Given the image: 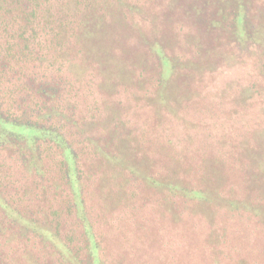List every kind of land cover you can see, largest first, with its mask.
Instances as JSON below:
<instances>
[{"label": "rangeland", "instance_id": "rangeland-1", "mask_svg": "<svg viewBox=\"0 0 264 264\" xmlns=\"http://www.w3.org/2000/svg\"><path fill=\"white\" fill-rule=\"evenodd\" d=\"M133 1L146 6L149 3L154 5L152 8L157 14V22L164 32L157 38L162 55L174 59L177 64L176 73H179L176 80L182 81V76L186 81L184 85L192 86V90L183 93L185 86L182 83L180 87L171 85L168 89L165 81L171 77V73H166L167 66L165 67L163 61L160 64L165 69L164 82L162 81L161 86L158 81L156 87L152 85L151 80H156L158 73V69L153 66V59L150 65L143 67V77L138 81H131L135 71L132 66L134 54L139 52L138 55L142 56L144 46L140 44L138 33L131 34L127 31L123 36V15L128 17L129 13L126 14V7L123 12L119 11L111 22L120 33L119 46L116 42H106L108 48H105L109 55L127 60L129 64L124 61L125 67H129L130 71L121 68L116 78L107 74L108 76L99 78L97 86L92 84L93 80L88 74L84 76L85 85L78 86L77 111L70 122L73 129L69 134L79 157L77 166L72 170L74 182L79 177L76 185L80 194L76 197L75 204L78 209L87 212L86 216L95 234H101L99 239L102 241V264H264V223L259 222L256 229L247 227L238 232L231 229L234 235L222 238L221 229H218L219 241L212 243L208 233L229 221L225 214L213 222V212H210L212 209L207 205L208 210L205 213L210 221L204 214L194 212L198 215H192L188 205L187 213L177 209L183 195L179 193L172 196L174 191H170V188L180 178V186L191 185L187 184L190 180L186 167H172V162L169 164L167 157L162 155L164 147H161L162 156L155 155L160 147H154L153 143L162 141L165 149L172 151L173 145L165 144L167 140L172 139L179 143L177 139L188 138L176 132V129L183 131L180 122L176 120L178 116L170 114L167 124L162 126L167 127L168 133L173 134L169 133L157 141L148 140L155 127H159L157 111H167L172 105V109H179L180 114V106L183 107L185 103L193 117L188 115L189 118L224 122L230 131L235 124H248V132L240 140L246 142L256 132L254 139L263 142L264 104L259 103L257 96L264 98V41L257 37L256 43L260 46L254 48L251 44L254 37L248 38L240 31L242 37L233 36L236 40L237 37L241 38V50L227 51L222 41L231 39L224 28L230 22L227 15L230 9L225 3H218V8L197 4L192 6L193 13L186 14L187 8H183V0ZM193 14L200 23L195 21ZM251 18L252 12L248 11L249 25L252 23L255 26ZM96 22L98 21L92 19L88 23V29L86 26V31H91L94 26L101 30V26L110 21L98 22V25ZM168 25L171 29L166 34L165 27ZM255 29L263 32L264 24L260 21ZM109 30L112 29L109 27ZM170 38L179 40L177 46L172 41L168 42ZM82 39L92 49L90 42H93V36L87 33ZM207 53L210 55L204 61L208 58L211 60L212 54V66L209 62L199 65L198 61ZM254 54L257 56L252 57ZM193 74L198 77L192 76ZM201 78L207 82V87L203 90L197 86ZM113 79L117 82L116 86L112 85ZM259 85H262L261 89ZM257 90H261L259 95ZM59 93L56 92L58 95ZM48 96L44 93L39 99H48ZM129 96L140 101L136 117L132 120L130 108L125 104V101L129 103ZM93 98L101 102L96 117L88 114L90 108L87 104ZM18 105V102H14L12 111L17 112ZM0 126L4 125L0 123ZM199 131L200 139L207 144H215L212 141L213 136L215 141L222 140L219 137L221 130L213 125L202 126ZM228 135L234 138L231 133ZM141 137L145 138V145ZM233 149L229 148L226 152L232 155L229 167H238L239 171L235 172L238 173L235 176L232 174L229 177L235 181V186H243V183L240 184L244 177L243 171L245 167H252V161L250 156L242 158L245 148L238 151V154ZM56 150L54 146L47 148L41 141L33 140L29 134L0 135V264H89V259L92 260L93 253L90 252L89 256L90 246L87 249L82 225L75 220V216L66 212L60 217L46 214L49 212V204L54 200L63 204L64 200L69 199V188L60 179L61 166L57 164L59 159ZM219 153L223 152L217 148L215 154ZM254 159L256 164L253 167H264V157ZM46 167H50L51 172L43 177V172L38 170ZM189 175L191 182H194L192 175ZM48 178L51 180L47 181ZM52 182L58 185V189H52L47 197L46 188ZM98 182L105 189L115 190V187H120L123 192H128V189L135 190V194L126 195L121 191V195L114 193L104 196L108 197L101 199L104 210L98 212ZM89 184H92L91 190ZM40 185L45 187L44 191L37 189ZM22 194H25L22 201H16ZM62 204L61 211L65 207ZM192 216L195 219H191ZM56 219L59 221L57 233ZM193 225L196 226L195 229ZM169 226L182 233L180 239L176 240V236H173L176 232L169 234ZM224 243L228 247L225 248ZM223 249V254L214 256ZM98 252H101L99 248Z\"/></svg>", "mask_w": 264, "mask_h": 264}, {"label": "trees", "instance_id": "trees-1", "mask_svg": "<svg viewBox=\"0 0 264 264\" xmlns=\"http://www.w3.org/2000/svg\"><path fill=\"white\" fill-rule=\"evenodd\" d=\"M183 1V8H187L186 14H190L192 6L194 7L197 4L217 8L219 6L218 3L227 4L230 9L227 12L230 22L224 28H226L225 32L228 33L231 39L222 41L227 51L229 49H232L234 52L241 50V38L237 37L238 40H236L233 36L234 34L235 36L242 37L240 31H243L248 38L254 37L252 39L253 42H251L254 48L255 46H260L256 43V41L258 42L257 37L261 41H264V31L261 32L255 29L260 21L264 24V0ZM137 2L133 0H0V123L4 125L0 126V135L16 134L19 136L29 134L33 140L35 139L36 141H41L44 145L46 144L47 148L54 146L57 149L56 156L59 159L57 164L61 166L60 179L63 181L64 186L69 188V199L67 201L64 200L63 204H58L59 201L57 200L50 201L49 212L47 211L48 213L46 212V214H54L60 217L66 212L75 216V220L82 225V235L84 236V243L86 242L87 249L90 246L89 256L90 252L93 253L91 255L92 260L89 259L88 261L89 264L103 263V259L101 258L102 241L99 239L101 238V234L99 232L95 234L93 227L89 223V219L86 216L87 212L78 209L77 204H75L76 197L80 194L76 185L79 177L74 182L72 170L74 166H77V158L79 157L69 139V134L73 129V124L70 122L76 116L77 90H79L78 86L85 85L84 76L86 74L93 80L92 84L97 86L100 82L99 78L102 79L107 74L116 78L117 75L119 76L120 72L118 70L121 68L122 70L124 68V70L130 71L129 67H125L126 64H129L127 60L120 59L121 57L112 54L109 55L105 48L107 47L106 42L108 44L116 42L117 46H119V40H121L120 33L116 31L114 24L111 23L113 22V17L119 11L123 12V8L126 7V14L129 13V15L128 17L123 15L124 22L121 32L123 36L126 35L127 31L131 34L138 33L140 44L144 46L142 56L138 55L139 52L134 54L132 66L133 71L134 68L135 71L134 73L132 71L134 79H131V81L135 82L143 77V67L150 65L153 59V66L158 69V73L156 80H151L154 83H151L152 85L156 87V82L158 81V84L161 86L165 75L163 72L165 69L163 66L161 68L160 64L162 61L165 67L167 66L166 73H171V77L165 81L168 89L171 85L180 87L181 83L183 85L186 83L182 76V81L176 80L179 73H176L177 64L174 59L164 54L162 55L161 46L157 38H160L164 32L157 22V14L154 11L155 9L152 8L154 5L149 3V6H146ZM248 11L252 12L251 19L254 21L255 26H252V23L250 24L251 26L249 25L250 22L247 19ZM193 18L197 23H200L194 14ZM92 19L103 23L110 22L103 24L104 27L101 26V30H99L98 26H94L91 31L87 32L86 26L88 29V23ZM98 22H96V25H98ZM109 27L112 30H109ZM220 28L223 27L220 26ZM170 29L171 26L169 25L167 28L165 27L166 34ZM87 33L93 36L94 39L93 42L89 41L92 49L82 39L84 34ZM143 36L147 38L144 39ZM142 41L145 43H142ZM170 41L176 46L179 42L178 39L173 38H170L168 42ZM252 45L249 44L250 47H253ZM134 49L136 50L135 45ZM209 55L210 53H207L204 58H200L198 64L202 65L209 62V65L212 66V54V62L210 58L204 61ZM135 56H139L140 58H135ZM150 56L155 57L151 58ZM221 56H224L223 53H221ZM255 56L257 55H252V57ZM169 64L170 68H168ZM195 75L193 74L192 76ZM195 77H198V75ZM173 79L175 81H172ZM113 82L112 85L116 86L117 82L114 79ZM199 83H197L199 89L203 90L207 87V82L203 81V78H201ZM184 86L183 93L192 90V86ZM261 86L259 85L260 89ZM58 91L60 92L59 95L56 94ZM260 91L257 90V95H259ZM44 93L49 95L48 99H39ZM143 96L145 97L146 95ZM174 96L177 99L175 94ZM257 97L259 103L264 104V98L261 95ZM167 98L170 101L172 100L169 97ZM14 102L19 103L17 112L12 111V104ZM138 102L140 101L134 96H129V103L125 101V104L130 108L131 120L136 117L135 113L139 109ZM162 102H164V99ZM100 104L101 102L97 99H90L87 104V107L90 108L88 114L93 117L98 116L97 112L99 111ZM170 106L167 111L162 109L160 110L161 113L157 111V125L159 127H155L148 140L151 142L157 141L172 133H168V128L162 126L167 124L166 120L170 117V114L178 116V119L176 117L174 119L180 122L183 131L176 129V132L186 135L188 138L177 139L179 143L174 142L172 139L167 140L168 142L165 144L173 145L172 151L171 149H165L166 147L163 146L164 143L162 141L156 142L157 144L153 143V146L156 148L160 147V149H157V153H155L159 157L161 155V147H164L162 155L167 157L169 164L172 162V167H186L190 180V182L189 180L187 181L189 182L187 184L191 185L186 187L180 186V178L170 188V191H174L172 192V196L179 193L183 195V199L180 200L177 207L179 212L187 213L188 205V209L192 212V215H198L196 213H199L207 217L208 215L205 213L208 210L207 205L212 209L210 212H213V217L211 218L213 222L225 214L229 221L208 233L209 241L212 243L219 241L220 233L218 229H221V238L222 236L229 237L230 235H234L232 230L238 232L240 229L247 227L256 229V225L259 222L264 223V167L253 166L256 164L255 157H264V141L254 139L256 132L253 138H248V141L245 140L246 142H243L240 140L243 134L246 135L248 132L246 129L249 127L248 124H235L231 126L232 131H230V128L224 122L218 123V121L214 120L204 121L202 119L193 120L189 118V116H192L185 103H183V107L180 106V114H178L179 109H172V105ZM43 119L45 122H41ZM208 125L209 127L211 125L218 127L222 133L219 136L222 139L221 141H215L216 139L213 136L212 141L215 143L214 145L211 143L207 144L200 139L201 133L199 128ZM262 125H264V118ZM229 133L234 138L230 137ZM141 140L142 143L146 141L142 137ZM231 143L234 144L230 145ZM143 144L145 145L146 143ZM216 146L223 153L216 155ZM156 148L153 149L154 152ZM229 148H236V150H233L237 151V154L238 151H242V148H245L244 153L241 154L242 158L244 159V156L249 158L250 156L253 163H251L252 167H245L243 171L244 177L240 182V184L243 183V186H235V181H232L231 177H229L232 174L235 176V174H238L235 172L239 171L238 167H229L230 158L232 159V155L230 156V154L226 153ZM38 171H42L43 177H45L46 175H50L51 169L50 167H46ZM189 174L194 178V182H191L192 179ZM48 180H51V178H48ZM91 185L89 184V190H91ZM97 186L99 205L96 207V210L98 212L104 210L101 199L105 200L104 198H108L104 196L114 195V193L121 195L123 192V189L121 190L122 192L120 191V187H115V190H110V188L105 189L106 187L102 186L99 182ZM37 189L44 191L45 187L40 185L39 187L37 186ZM52 189L57 190L58 185L56 186V183L53 182L48 185L46 188L47 197ZM123 193L126 195L129 193L135 194V190L129 191L128 189V192L126 190ZM23 195L25 194L18 197L16 201L21 202L24 197ZM60 204L63 207L65 206L63 211L60 209ZM82 208L84 207L82 206ZM11 211L12 209H10V213L12 214ZM191 219H195V217L192 216ZM207 219L210 221L209 217ZM0 221H2L1 218ZM58 226L59 221L56 219L55 233L58 232ZM193 227V229L196 228L195 225ZM168 230L169 234L176 232L173 233V236H176V240L180 239L179 236L182 233L178 229H172L169 226ZM224 246L226 248L228 244L224 243ZM98 248L101 251L100 253L98 252ZM223 252L224 249L219 253H214V256L219 257Z\"/></svg>", "mask_w": 264, "mask_h": 264}]
</instances>
